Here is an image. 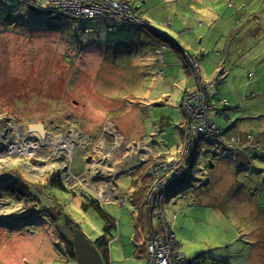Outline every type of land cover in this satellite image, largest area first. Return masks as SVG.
Listing matches in <instances>:
<instances>
[{"label": "rangeland", "instance_id": "obj_1", "mask_svg": "<svg viewBox=\"0 0 264 264\" xmlns=\"http://www.w3.org/2000/svg\"><path fill=\"white\" fill-rule=\"evenodd\" d=\"M126 1L133 4L134 0ZM142 1L148 17L141 10L139 15L149 22V27L109 17L53 20L50 13L19 5L0 10L7 13H0V130L7 135L5 149L18 140V137H9L15 132L12 128L27 131L28 125L37 123H45L52 136L64 137L73 147H61L52 153L45 145L31 155L12 153L0 157V264H79L67 253V241L72 242L73 230L66 226L64 219L74 222L90 240L99 237L106 226L105 218L95 208L85 210L82 205L100 198L95 189L105 191L104 186L112 193L109 196L115 197V201H99L103 212L117 222L118 231L112 232L117 238L110 245L112 264H148L139 253L144 252L142 245L149 234L158 229V223L153 220L155 226H151L150 214L136 207L135 193L140 191L139 196L144 195L146 190L141 188L145 182L141 174L144 170L147 172L150 164L174 156L178 146H184L178 128L183 116L178 97L175 105H171L173 102L155 105L159 102L155 101L157 97L164 102L166 93L172 92V88L176 91L177 83L165 74H158L164 70L149 56L146 58L148 67L134 69L129 64L124 68L128 75L124 84L115 91H101L105 98L120 103L124 114L120 111L88 113L67 87V80L80 74L81 69L75 62H83V59L71 63L65 55L69 50H76L79 43L88 42L90 37L108 42L110 33L112 39L125 28L157 35L167 32V28L169 38L180 48H186L181 38L193 37L205 55L200 61L203 79L210 82L219 78L216 85L220 93H224L220 97H226L232 106L226 111L231 120L229 117L226 120L223 113L216 116V122L228 129L232 122L242 118L239 124L246 130L236 135L253 133L255 136L249 139L258 140L262 145L258 152L264 156V0ZM17 20L19 24L13 25ZM227 20L229 26L223 32ZM53 21H57V28L47 30ZM105 21L108 23L103 28ZM110 21L118 25V30L109 31ZM91 27L92 32L85 31ZM98 28L105 29L104 38ZM241 28L242 34L251 30L252 37L255 35L260 40L249 50L236 46ZM173 31L179 35L175 36ZM58 34L64 38L63 45ZM220 38L230 41V51L214 47V41ZM161 42L157 41L153 49L158 62L160 55L156 48L162 47ZM164 43L160 64L169 48L167 40ZM63 46L69 49L65 54ZM106 51L104 49L103 53ZM245 52L246 55L239 58L234 55ZM183 54L186 56L188 52ZM218 60L222 73L216 69ZM151 73H156V77H146ZM191 75L189 82L195 85L192 70ZM97 91L98 81L94 79L90 100L96 98ZM257 122L260 132L256 134L251 129ZM116 124L124 132L140 129L147 137L142 143L139 142L142 139H131L120 132ZM131 136H135V132ZM248 146L249 143L241 148ZM256 158L251 155L241 158L242 161H231L219 150L203 147L188 179L189 186L175 190L165 199L166 218L169 219V210L177 213L173 225L187 258L199 254L200 258H207L198 259L199 264H264V158ZM240 165L249 169L242 173L257 171L258 177L240 178L236 173ZM58 170L64 173V184L71 193H55V200H49L39 192L41 198L32 199L28 190L38 192L47 177ZM146 179L149 183V178ZM20 184L24 185L26 194L10 192L11 186ZM26 195L31 200L28 201ZM121 196L127 198L124 206L118 201ZM4 238L9 241L5 243ZM10 248L19 253V258L7 253L1 257V253ZM25 248L29 253L20 259L26 254L20 250Z\"/></svg>", "mask_w": 264, "mask_h": 264}, {"label": "built area", "instance_id": "obj_2", "mask_svg": "<svg viewBox=\"0 0 264 264\" xmlns=\"http://www.w3.org/2000/svg\"><path fill=\"white\" fill-rule=\"evenodd\" d=\"M17 2L22 6H32L37 11L50 13L53 20L60 18L70 19H92L96 17L116 18L128 23L149 27L150 24L143 19L134 6L128 1L115 0H0V2ZM117 30V26H109V31ZM85 31H92L86 28ZM162 47L157 53L162 58ZM187 64L192 70L196 87L187 89L182 100V107L185 113L188 126V135L185 138L184 146L179 145L177 153L167 159L150 164L146 172L149 178L148 188L145 193V204L151 206L152 218L158 223L156 235L148 242L146 248V260L148 264H197V260L189 259L181 251L177 234L172 228L173 217L166 218L164 202L177 189H186L189 184L190 172L196 160L193 162L192 152L197 146L198 151L203 147H212L220 151L224 156L237 157L235 149L240 145L249 143L247 148H260L262 145L247 134V142L243 143V135H233L227 140L224 129L214 121L213 115L217 108L210 102L208 89L210 83L205 81L201 74L200 62L197 56L188 54ZM253 76V73H250ZM221 106L229 105L226 98L221 100ZM249 136V137H248ZM254 136V135H253ZM144 139L139 142H143ZM257 142V143H256ZM230 158V157H228ZM100 200L114 201L109 191L100 192ZM119 203L124 206L127 199L122 196L118 198ZM174 197L171 203H175ZM174 217H176L174 215ZM117 236L114 237L116 239ZM110 264V262H106Z\"/></svg>", "mask_w": 264, "mask_h": 264}, {"label": "crops", "instance_id": "obj_3", "mask_svg": "<svg viewBox=\"0 0 264 264\" xmlns=\"http://www.w3.org/2000/svg\"><path fill=\"white\" fill-rule=\"evenodd\" d=\"M115 1H124V0H115ZM133 4H134V7L138 11L141 10V12H143V14L147 16V10L142 0H134ZM107 23L108 21H105V24H103V28L105 25H107ZM109 24L110 26L116 25L118 27V25L113 24L112 21H110ZM228 26H229V20H227V26L226 28L223 29V32L227 30ZM242 30H243L242 28L239 30L238 37L240 38V40L236 46L240 50H243L244 48L249 50L251 46L253 47L260 40L258 41L259 38L255 35L254 37H252V34L250 33L251 30H249L247 34H242ZM166 31L168 33L170 32V30L167 28H166ZM98 32L102 38L105 37V29L101 30L98 28ZM167 32H165L162 35H157L151 31H149V33L147 34L144 31L125 28L121 32L120 35L114 36L112 39H111V36H110L111 33H110L108 35V37H110L108 39L109 40L108 42H99L97 39L90 37L88 39V42L79 43L77 46V49L74 51H70L69 49H67L66 46H63V50H65L64 54L66 50H69L67 51V55H65L66 57L74 56L75 60L83 59V62L81 61L82 63L75 62L76 64L75 66L81 69L79 70L80 74H76L75 79L67 80L68 90L73 91V95L76 99L77 98L80 99V100L77 99V102L80 103V107L87 109V112L90 114L92 113L108 114V113H112L116 111H120L121 114H124V112L121 110L124 107L120 103L116 102L115 100H112L110 98H105V96L101 93V91H106V90L115 91V88L119 87L120 84H124L123 82L128 77L124 69L125 67H127L129 64H131V68H134V69L139 68V67H141V69H143L144 67H148V65L146 64V58L151 56L152 62L155 65H160L164 70V72L161 71V72H158V74H165L170 78L171 81L177 83L175 85L176 91L174 90V88H172L173 89L172 92L166 93L164 102L160 100L161 97H157L155 101H159V102H156L155 105L156 106L170 105V102L174 103L171 105H175L176 99L178 97V106L180 108L181 114L183 115L182 119L180 120V125H178V128L181 130L182 139L185 140V138L188 135V126H187V122L185 119V113L182 109V96L185 93L186 89H194L196 87V84L194 85V82L192 83L189 82L190 77L192 75H191L190 69H188L185 66L186 64H185L183 49L187 50L188 48L187 51L189 53L197 57L199 56V58L201 59H203L205 55L203 54L204 51L201 49V46L199 47L196 45V43L198 42L193 41V37L192 38H186V37L181 38L180 41L182 45H184V47L186 48H180L179 44H177L171 38H169ZM172 33L175 36L179 35L177 32H174V31ZM58 36H59V39H62L61 45H63V43H65L64 38L60 36L59 34ZM161 40H162V43H164V40H167L168 45H169V48L166 50L165 55H164L163 64L159 63V62H162L161 60L158 62L155 59L156 56L153 50L155 48V45L157 44V41H161ZM214 42H215V46H214L215 48L217 49L221 48V49H224L225 51L227 50L230 51V48H231L230 41L228 42L227 40L223 41V39L220 38L219 40L214 41ZM226 44L229 45L228 48H226ZM80 49H82V52H79ZM104 49H107L108 51L103 53ZM232 51H237V50L232 49ZM246 52L243 54L236 53L234 55H236V57L239 58V57L246 55ZM76 53H79L78 57L76 56ZM222 56H224V54ZM220 68H221V63L218 60L216 63V69H217V72L220 70L219 73H222L223 70H221ZM147 76H153L155 78L156 73H151V74L146 75V77ZM94 79L98 81V91L96 94V98L90 100L92 96V94L90 93V89L93 85ZM143 79H145V77ZM217 80L218 79H216V82ZM216 88H217V85L214 86V88L212 89L215 90ZM214 114L216 115L215 116L213 115V119L214 121H217L216 116H218V114L217 112ZM226 116L228 118V114H226ZM104 118H107V116H105ZM239 122L237 120L234 121L233 123L235 125L231 123V126H230L231 128L228 127L229 129H227L224 126H221V127H223L226 130L227 136H230L231 134L239 133V131L241 130H246L244 129L242 123L239 124ZM117 127L120 132H124L121 130V128L118 125ZM133 132H135V136L132 137L131 135ZM124 134L129 136L131 139H143V138L146 139L147 137L145 135H142L140 129L138 130L128 129V132H124ZM124 140L126 139H121V141H124ZM165 154L166 153H161V155H165ZM213 167H214V163H213ZM4 241L6 243L7 241H9V239L4 238ZM5 253H7L9 256L18 257L19 255V253L16 252V250L12 248L8 249L7 252L4 251L3 253H1V257H5L4 255ZM20 253H26L22 255V257H20V259H22L27 255V253H29V250L27 248L21 249ZM139 255L143 256L146 259L145 252L139 253ZM111 263H112V259H111Z\"/></svg>", "mask_w": 264, "mask_h": 264}, {"label": "trees", "instance_id": "obj_4", "mask_svg": "<svg viewBox=\"0 0 264 264\" xmlns=\"http://www.w3.org/2000/svg\"><path fill=\"white\" fill-rule=\"evenodd\" d=\"M5 5V6H4ZM16 5H19V6H22L21 4H19V3H17V2H11V3H9V2H5V3H2V2H0V10L1 11H5V10H7L8 8L7 7H14V6H16ZM0 11V13H3V12H1ZM3 14H7V13H3ZM74 20H78V19H74ZM56 22L57 21H53V23L52 24H50V25H48L47 26V30H52V31H54L56 28H57V24H56ZM15 24H19V20H17V21H14V24L13 25H15ZM31 25V27H34V25L33 24H30ZM79 52H82V49H80L79 50ZM68 59H66V60H68L69 62H71V63H74V60H75V58H74V56H68L67 57ZM198 59H199V62L202 60L201 58H199V56L197 57ZM72 59V60H71ZM71 60V61H70ZM219 79V78H218ZM210 87H209V89H208V94H209V98H210V102H211V104H213V106L215 107V108H217L218 110H217V114L218 115H220V114H225V119L227 118V116H226V111L228 110H230V109H232V106L231 105H224V106H221V100L223 99V98H226V97H220L221 96V94H224V93H220V91H219V89L218 88H216L215 90H213L212 88H214V86H216V79L215 80H211L210 82ZM232 98V97H231ZM232 101H233V98H232ZM214 115H216V114H214ZM229 117V116H228ZM228 119V118H227ZM226 119V120H227ZM229 119L231 120V118L229 117ZM249 119H250V117H249ZM251 119H255V120H253V121H258L256 118H251ZM242 120V118H239V119H237V121L239 122V121H241ZM216 122V121H215ZM218 123V122H217ZM232 124H234L233 122H232ZM257 124H258V122L257 123H254V124H252L253 126H252V130H254V132L257 134V133H259L260 132V129H259V126H257ZM235 125V124H234ZM229 128H231V127H229ZM228 128V129H229ZM235 134H237V133H234V135ZM247 134L248 133H245L244 135H243V137H245V139L244 140H242L243 141V143H245V142H247ZM253 134V133H252ZM254 135V134H253ZM233 136V134H231L229 137H232ZM255 136V135H254ZM256 141L258 142V140L256 139ZM256 142V143H257ZM259 143V142H258ZM242 147V145H240L237 149H235V151H237L238 153H236L237 154V156L238 157H235V158H232L233 156H228V157H230V159H231V161H238V160H241L242 161V159L241 158H243V157H251V155H253L254 156V158H256V156H257V158L256 159H261L262 160V158H264V156H262L261 154H259V152L258 151H260L261 150V148L262 147H260V148H252V147H250V148H245V149H242L241 148ZM242 154H241V153ZM239 153H240V155H239ZM262 154H264V152L262 151ZM242 155H246V156H242ZM194 166H195V164H194ZM194 166H193V168H194ZM241 166H243V165H240V166H238L239 167V170L236 172V173H238L239 175H240V178H243L244 179V177L245 176H247V179L251 176V177H253V175H257V171H252V173H249V174H246V173H242L241 171H249V169H248V166L245 168V169H243V168H241ZM252 166H250V168H251ZM192 171H193V169L191 170V172H190V176H191V174H192ZM142 176H141V180L142 181H144L145 182V185L141 188V189H145V190H147V188H148V182L146 181L147 179V177L148 176H146V171L144 170L143 172H142V174H141ZM259 175V174H258ZM258 175H257V177H258ZM65 181L63 180V178H62V174H61V170H58V171H55L54 173H51L48 177H47V179H46V183L44 184V186L43 187H40L39 188V190H38V192H34V191H32V190H28V194H31L32 195V199H35V198H41L40 197V195H39V192H41V194H42V197L43 196H45L47 199H49V200H55V199H53L54 198V194L55 193H67V194H70L71 193V189H69V187H67L65 184ZM23 187H24V185L23 184H20V185H13V186H11L9 189H10V192H13V193H21V194H26V193H23L24 192V189H23ZM140 189V190H141ZM50 191H53V193L52 194H50ZM73 192H75V191H73ZM139 192L140 191H138V192H136L135 193V199H136V207L137 208H139V209H143V210H146L149 214H150V217H151V219H150V221H151V226H155L154 225V222H153V220H156V219H154V218H152V215H151V206H148V205H146L145 204V193H146V191L144 192V195L142 196H139ZM76 193V192H75ZM28 195H26V197H27ZM19 198H24V197H21L20 195L18 196ZM27 199H28V201L29 200H31L30 199V197H27ZM50 202V201H49ZM174 204V203H173ZM50 205V204H49ZM51 206V205H50ZM90 207H93V208H95L98 212H100L101 213V215L105 218V220H106V226H105V228H104V231H103V233L99 236V237H97L93 242H94V244L97 246V248L99 249V251H100V253L102 254V256H103V258H104V260L106 261V262H110V264H112L111 263V256H110V245H111V243L113 242V238H114V236L115 235H113L112 234V232H113V230L114 229H116V231H118V227H117V224H116V222L112 219V218H110L109 216H107L104 212H103V210H102V207H101V203L99 202V200L98 199H95V198H93V199H91L88 203H86V202H84L83 203V205H82V208L83 209H85V210H88ZM174 215L176 216V217H174ZM169 217H173V218H175V219H173L172 220V223H171V225H172V228H173V230L176 232V234H177V240H178V242H179V245H180V248H181V240H180V238H179V233H178V231H176L175 229H174V222L176 221V219H177V213H172L171 212V210H169V215H168ZM18 218H20V217H18ZM43 219V218H42ZM65 220V224H66V226L69 228V229H74V228H77L78 226H76L75 225V223L74 222H72L70 219H68V218H65L64 219ZM156 235V233H151V234H149V236H148V238H147V241L143 244V248H144V252H145V254H146V248H147V244H148V242L154 237ZM64 238H66V236L64 237ZM68 242V244H67V253L69 254V256L70 257H74L75 258V255H74V247H73V244H72V242H69V241H67ZM181 251H182V249H181ZM198 259H207L206 257H203V256H201V258H200V254L197 256V258H196V260H198ZM209 259H214V258H209ZM216 261H219V262H221V260H216ZM197 264H199L198 263V261H197ZM213 264H217V263H213Z\"/></svg>", "mask_w": 264, "mask_h": 264}, {"label": "water", "instance_id": "obj_5", "mask_svg": "<svg viewBox=\"0 0 264 264\" xmlns=\"http://www.w3.org/2000/svg\"><path fill=\"white\" fill-rule=\"evenodd\" d=\"M29 8L32 10H37L32 6H29ZM26 129L38 134L35 140H38L40 137L45 138L47 134H50L43 123L28 125ZM0 135L3 138L4 136H6V133L2 132ZM5 148L6 145L4 146V144L0 140V151H3ZM197 153H198V149L197 146H195L192 152L193 162L197 158L198 155ZM210 162L211 165L213 166L212 161ZM158 229L155 231V233L158 231ZM72 244L74 247L75 258L79 264H106L97 246L94 244L92 240H90L86 236V234L79 227L73 229ZM195 258H197V256L189 259H195Z\"/></svg>", "mask_w": 264, "mask_h": 264}, {"label": "bare ground", "instance_id": "obj_6", "mask_svg": "<svg viewBox=\"0 0 264 264\" xmlns=\"http://www.w3.org/2000/svg\"><path fill=\"white\" fill-rule=\"evenodd\" d=\"M15 130V132H13L12 134H8L10 138H16L18 137V140H16L13 144L11 145L9 148L6 149V151H0V157L1 156H5V155H9L12 153H24L27 155H31L33 154L39 147L40 144L38 143V141H43L46 140L47 138H50L49 142H44V144L46 145L45 147H48L52 153L57 152V150L61 147H66V148H70L72 149V144L70 143L69 140H64L63 138L60 139V137H54L52 135H46L45 138H39L38 140H35L37 137V133H34L32 131H25L24 128H19V129H13ZM1 130H0V134H1ZM15 135V136H14ZM0 140L1 142L4 144V146L6 145L7 142V135L4 136L3 138L0 135ZM11 142V140L9 141ZM109 186V184H108ZM104 189L108 190L107 187H104ZM109 193H111L109 191Z\"/></svg>", "mask_w": 264, "mask_h": 264}, {"label": "clouds", "instance_id": "obj_7", "mask_svg": "<svg viewBox=\"0 0 264 264\" xmlns=\"http://www.w3.org/2000/svg\"><path fill=\"white\" fill-rule=\"evenodd\" d=\"M124 1H126V0H124ZM133 5V4H132ZM134 6V5H133ZM135 8V7H134ZM136 9V8H135ZM137 10V9H136ZM137 12L139 13V11L137 10ZM149 23V22H148ZM117 30H118V27H117ZM161 45H164V47H165V43H162L161 42ZM160 47H158L157 49H159ZM157 49H156V52H157ZM183 52H188L186 49H183ZM162 54H163V51H162ZM188 54H191V53H189L188 52ZM191 55H193V54H191ZM187 57H188V55H184V58H185V66L189 69V67H188V64H187ZM159 60H162V58L161 59H159ZM252 73V72H251ZM187 90V89H186ZM183 96H184V94H183ZM183 96H182V100H183ZM77 103V102H76ZM182 109H183V107H182ZM184 111V110H183ZM185 119H186V117H185ZM247 133H250V132H247ZM48 135H51V134H48ZM61 138H63V139H65L64 137H61ZM60 138V139H61ZM44 145L45 146V144H44V142H42V143H40V146L41 145ZM44 146H41V147H44ZM60 149V148H59ZM58 149V150H59ZM199 152V151H198ZM198 154V153H197ZM197 159V158H196ZM108 171V170H107ZM96 173V172H95ZM62 174V178H63V180L65 181V175H64V173H61ZM92 180H94L93 179V177H92ZM105 187V186H104ZM104 187H102V189L103 190H105V191H107L106 189H104ZM111 189V188H110ZM97 192H103V191H98L97 189H95ZM122 197V196H121ZM125 197V196H124ZM100 202H106V201H103V200H100L101 198H97ZM127 199V198H126ZM114 201H115V197H114ZM127 202V201H126ZM121 205V204H120ZM122 206V205H121ZM115 221V220H114ZM116 222V221H115ZM116 224H117V222H116ZM115 237V236H114ZM113 240H114V238H113ZM145 257H146V254H145ZM195 260H196V258H195ZM198 261V260H197ZM106 262V261H105ZM107 264V263H106Z\"/></svg>", "mask_w": 264, "mask_h": 264}, {"label": "flooded vegetation", "instance_id": "obj_8", "mask_svg": "<svg viewBox=\"0 0 264 264\" xmlns=\"http://www.w3.org/2000/svg\"><path fill=\"white\" fill-rule=\"evenodd\" d=\"M124 22H126V21H124ZM45 126H46V124L45 123H43ZM46 128H47V126H46ZM223 128V127H222ZM224 129V128H223ZM48 131H49V129H47ZM50 133V132H49ZM224 133H225V136H226V138H227V140H229L230 139V137L229 136H227V133H226V130L224 129ZM51 134V133H50ZM199 153V152H198ZM197 157H198V155H197Z\"/></svg>", "mask_w": 264, "mask_h": 264}]
</instances>
